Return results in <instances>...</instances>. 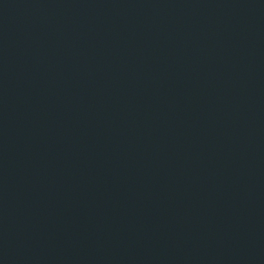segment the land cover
<instances>
[{"label":"water","instance_id":"95a60500","mask_svg":"<svg viewBox=\"0 0 264 264\" xmlns=\"http://www.w3.org/2000/svg\"><path fill=\"white\" fill-rule=\"evenodd\" d=\"M0 264H264V0H0Z\"/></svg>","mask_w":264,"mask_h":264}]
</instances>
